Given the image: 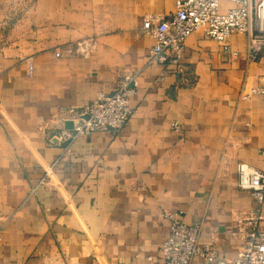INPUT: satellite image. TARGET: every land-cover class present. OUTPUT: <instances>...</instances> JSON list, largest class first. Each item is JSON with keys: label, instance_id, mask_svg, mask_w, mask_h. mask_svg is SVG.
<instances>
[{"label": "crops", "instance_id": "crops-1", "mask_svg": "<svg viewBox=\"0 0 264 264\" xmlns=\"http://www.w3.org/2000/svg\"><path fill=\"white\" fill-rule=\"evenodd\" d=\"M176 1L0 0V264H163L166 211L238 255L230 230L255 201L237 165L262 161L264 50L251 61L248 35L234 33L232 55L200 29L181 63L151 62L144 18ZM85 38L89 56L74 50ZM126 75L128 123L64 141L69 109Z\"/></svg>", "mask_w": 264, "mask_h": 264}, {"label": "built area", "instance_id": "built-area-1", "mask_svg": "<svg viewBox=\"0 0 264 264\" xmlns=\"http://www.w3.org/2000/svg\"><path fill=\"white\" fill-rule=\"evenodd\" d=\"M177 0L176 9L169 14L152 13L144 18L143 31L154 38L151 49V62L181 63L187 38L195 31L205 33L219 41L223 49L237 55L230 44L234 33L248 35V55L251 61L257 60L264 50V0ZM95 43L89 38L78 41L75 52L89 56ZM56 54L60 56L61 51ZM29 73H34V61L28 59ZM135 76L126 75L113 92L99 91L94 99L82 108H70L73 128L64 129L60 137L72 141L97 131H119L136 109L130 98L136 91ZM134 82V84H133ZM264 93V86L255 89ZM84 115H88L85 117ZM175 131H182L178 120L172 122ZM262 161L254 166L245 161L237 165L238 185L251 193L255 201L249 211L235 222L231 233L243 241L236 257L219 254L212 242L200 240L201 224L188 223L180 211H166L170 220V232L160 246L163 264H193L195 257L201 256L208 263L215 264H264V230L261 220L264 214V141L261 147ZM153 260V257H149Z\"/></svg>", "mask_w": 264, "mask_h": 264}, {"label": "water", "instance_id": "water-1", "mask_svg": "<svg viewBox=\"0 0 264 264\" xmlns=\"http://www.w3.org/2000/svg\"><path fill=\"white\" fill-rule=\"evenodd\" d=\"M85 117H88V115H84ZM73 121L72 120H68V121H66V128H69V129H71V128H73Z\"/></svg>", "mask_w": 264, "mask_h": 264}]
</instances>
